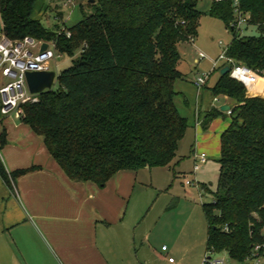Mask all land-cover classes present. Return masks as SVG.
Returning a JSON list of instances; mask_svg holds the SVG:
<instances>
[{"label": "trees", "instance_id": "trees-1", "mask_svg": "<svg viewBox=\"0 0 264 264\" xmlns=\"http://www.w3.org/2000/svg\"><path fill=\"white\" fill-rule=\"evenodd\" d=\"M35 2L0 0L1 30L11 39H51L69 56L79 48L56 73V86L19 104L20 120L41 136L65 175L102 186L119 169L168 164L187 126L173 101V82L184 77L177 45L196 33L198 0L87 1L92 11L64 26L67 37L31 15ZM236 6L257 33L229 25L232 0H209L207 12L230 30L225 56L264 76V0H236ZM209 89L233 103L219 134L215 187L201 186L210 194L200 203L204 248L250 260L254 244L264 242V96L248 94L228 72L218 73ZM218 112L210 107L202 127ZM32 167L6 169L0 157V178L11 187Z\"/></svg>", "mask_w": 264, "mask_h": 264}, {"label": "crops", "instance_id": "crops-1", "mask_svg": "<svg viewBox=\"0 0 264 264\" xmlns=\"http://www.w3.org/2000/svg\"><path fill=\"white\" fill-rule=\"evenodd\" d=\"M258 76L247 93L264 96V76ZM176 79L192 83V77L185 74ZM176 79L173 101L176 95H183ZM204 82L199 87L192 83L195 98L189 119L184 115L187 126L197 124L201 128H197L198 134L209 127L212 118L206 127L201 120L210 107L218 109L223 102L229 106L233 103L225 95L213 99L211 84L204 86ZM203 89L209 93L204 102ZM224 111L226 122L219 134L229 122V111ZM11 113L17 114L18 122L6 131L2 122L10 120ZM2 131L0 157L5 168L33 167L16 176L11 187L0 178V264H166L165 255L173 256L177 264H190L192 255L187 254L191 249L177 248L174 242L175 231L168 216L170 200L166 203L165 198H159L155 204L153 200L146 205L149 199H138L136 182L140 170L152 171L147 175L151 181L157 169L166 167L174 173L185 155L191 159L192 149L196 150L194 138L187 153H182L181 137L168 164L119 169L98 186L89 180L69 179L47 152L41 136L20 120L17 111L0 113ZM157 238L161 240L158 248ZM204 241L205 231L203 248ZM162 244L165 249H161ZM200 251L195 249L194 258Z\"/></svg>", "mask_w": 264, "mask_h": 264}, {"label": "rangeland", "instance_id": "rangeland-1", "mask_svg": "<svg viewBox=\"0 0 264 264\" xmlns=\"http://www.w3.org/2000/svg\"><path fill=\"white\" fill-rule=\"evenodd\" d=\"M208 1L198 0L197 2V8L201 13L198 18L196 33L192 41L185 40L177 45L180 58L176 66L186 76L190 77L207 72L204 86L207 84L210 85L218 75V66L224 60L223 58H218L217 55L226 46L231 37L230 30L224 25L223 21L208 14ZM86 2L87 0H36L31 15L37 17L40 24L46 29H52L55 25H58V27L60 25L69 26L84 14L92 11V8ZM241 33L253 34L257 33V30L254 26L242 25ZM198 50L204 55L199 59H195L196 51ZM56 51L60 54L49 60V68L54 70L55 73L71 63V58L78 54L79 48H74L71 56L58 49ZM176 84L179 87L178 89L182 91L181 94H183L181 97L180 94L174 97L176 108L180 114L186 115L188 118V111L191 109L195 98V87L188 79H176ZM54 86H56L55 79L50 87ZM246 88L248 90L250 87L246 86ZM202 93L201 100L204 102L209 98V93L204 89ZM34 97H36V94H34ZM226 116L224 110L215 114L209 122L208 129L205 128V132L200 134L197 133V128L199 130L201 128L197 127V124L195 126H187L184 135L180 139V150L182 153H187L189 145L194 138L195 149L197 151H204L205 153V160L198 164L194 173L190 171L191 159L186 155L178 162V166L175 167L177 170L174 173H171V170H166V167L165 169H157L158 171L154 172L155 174L153 176L154 183L147 176L149 173L151 175L152 171H137L136 188L138 191V199L143 198V202L149 199L146 205L153 200L155 204L159 198H165L166 203L170 200L168 216L169 220L173 223L175 231V233L173 232L174 242L177 248L191 249V252L187 254L192 255L189 257L190 264H198L204 251L205 221L200 203L203 200H208L210 194L204 192L201 186L208 184L210 188L215 187L218 171V162L216 160L219 153L217 146L218 134L219 129L226 122ZM17 122V114L11 113L10 120L6 119L2 124L7 131ZM194 129L195 131H193ZM185 178L190 179V183L185 184ZM157 183L160 186H156ZM160 243L161 240L157 238L155 246L158 248ZM196 248L201 249V251L199 256L194 258ZM218 254L224 256L225 264H252L255 260L235 261L230 259L225 252H218ZM263 259L264 257L260 256V261Z\"/></svg>", "mask_w": 264, "mask_h": 264}, {"label": "built area", "instance_id": "built-area-1", "mask_svg": "<svg viewBox=\"0 0 264 264\" xmlns=\"http://www.w3.org/2000/svg\"><path fill=\"white\" fill-rule=\"evenodd\" d=\"M69 1V0H66ZM233 16L229 20V25L236 31L241 32V26L246 24V16L240 12L236 6V0H232ZM61 16V15H60ZM64 31V35L69 36V30L60 25L57 28ZM46 42V47L43 51L39 50L40 43ZM223 47L218 53V58L226 60L228 65V74L250 87L258 77L250 67L233 61L226 57ZM53 40H43L29 35H23L20 38L11 39L4 35L0 30V113L8 114L12 111L20 113L19 104L28 99H34V94L29 93L25 85L24 72L26 70H38L49 68L50 58L59 55L56 51ZM204 54L201 51H196V58H201ZM215 61V60H214ZM213 61V63H214ZM207 72L196 74L192 77V83L199 87L206 78ZM213 99H216L213 96ZM191 172L197 169L198 164L205 160L203 151H191ZM184 183H190V179L185 178ZM202 188V187H201ZM264 231V227H263ZM161 249H165V244H162ZM252 259H255L252 264H264V259L260 261V256L264 257V242L255 243L253 247ZM166 264H177L176 260L171 255H165ZM199 264H225L223 255H219L211 248L204 250Z\"/></svg>", "mask_w": 264, "mask_h": 264}, {"label": "water", "instance_id": "water-1", "mask_svg": "<svg viewBox=\"0 0 264 264\" xmlns=\"http://www.w3.org/2000/svg\"><path fill=\"white\" fill-rule=\"evenodd\" d=\"M91 1V0H87ZM2 28V23L0 19V30ZM46 47V42L42 41L39 46V50L43 51ZM228 71V65L223 64L219 67V73H225ZM25 77V85L29 93L35 94L43 89L50 88L52 82L56 77V73L54 70L47 69H38V70H26L24 72ZM229 104L227 102H223L218 105V109L229 111Z\"/></svg>", "mask_w": 264, "mask_h": 264}, {"label": "bare ground", "instance_id": "bare-ground-1", "mask_svg": "<svg viewBox=\"0 0 264 264\" xmlns=\"http://www.w3.org/2000/svg\"><path fill=\"white\" fill-rule=\"evenodd\" d=\"M258 77H259V76H258ZM258 77H257V79H258ZM252 85H253V84H252ZM252 85H251V86H252ZM263 90H264V84H263Z\"/></svg>", "mask_w": 264, "mask_h": 264}]
</instances>
